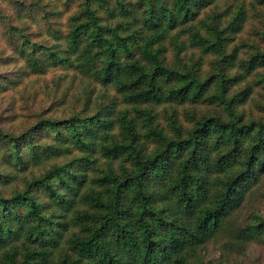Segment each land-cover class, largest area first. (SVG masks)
<instances>
[{"label": "trees", "instance_id": "16d2710c", "mask_svg": "<svg viewBox=\"0 0 264 264\" xmlns=\"http://www.w3.org/2000/svg\"><path fill=\"white\" fill-rule=\"evenodd\" d=\"M39 1L0 0V95L58 67L104 91L66 109L69 87L26 83L47 106L0 116V264H264L246 256L264 252V32L238 41L244 0Z\"/></svg>", "mask_w": 264, "mask_h": 264}, {"label": "rangeland", "instance_id": "374dc122", "mask_svg": "<svg viewBox=\"0 0 264 264\" xmlns=\"http://www.w3.org/2000/svg\"><path fill=\"white\" fill-rule=\"evenodd\" d=\"M234 5H238L241 0H231ZM250 2H254V0H244V5L247 9V19L246 23L244 25L243 30L239 34L238 41L241 40H257L258 36L257 33L264 32V5H260L253 9V6L250 4ZM40 5H42L43 8H48L49 10H58L60 8V3L59 0H40L39 1ZM7 4L3 3L0 5V9H2L3 12L6 11ZM222 8V7H220ZM54 26H58L57 20L54 19ZM38 21L39 24L43 23V19L38 15ZM63 22V21H61ZM42 33L41 35H35L34 41L40 42L44 45H52L53 44V39L52 37L47 34L46 32V26L42 25ZM60 29L65 30V25L60 27ZM59 29V30H60ZM2 30V29H1ZM7 34L5 33L3 36L1 35L0 32V50H6V40ZM63 43V39L60 40ZM261 42H263L261 40ZM262 47V45L260 44ZM206 63V62H205ZM17 64V63H14ZM207 67H210L209 63L206 64ZM59 68V67H58ZM54 69L52 71H49L47 74L42 75V76H36V77H31V76H24L22 79V83L15 87L10 89L4 94L0 95V116L2 119H6L8 116H14V118H20L19 115L29 113L30 108L33 111H40L41 107L47 106L48 102L47 101H38L34 102L31 99H28L24 92L22 91V87L26 83H33V85H40L44 83L49 84V89L51 86H53L54 82L55 85L59 84L61 90L64 89L67 90V99L66 103L62 106L64 108H68V104L73 98L74 95H77L84 87L87 89H92L94 87V91L92 93V97H95L99 92H103L104 88L101 87L98 84L90 83L89 80L86 78H80L77 76H74L73 71L71 69ZM15 65L12 66H6V67H0V74H6L9 72H15ZM250 78H248V81ZM84 88V89H85ZM258 96V95H257ZM256 96V97H257ZM58 113L53 112L56 116L62 115L64 113H61L60 110L56 111ZM18 119L15 121V124L17 123ZM247 209H243V214H246ZM221 250L218 249L217 244H208L207 247L204 250V254L206 259H215L219 261V256H220ZM251 260H254L257 256L262 259L264 258V252L259 250V253L254 252V248H250L249 251L247 252V255ZM255 263V261H253Z\"/></svg>", "mask_w": 264, "mask_h": 264}]
</instances>
